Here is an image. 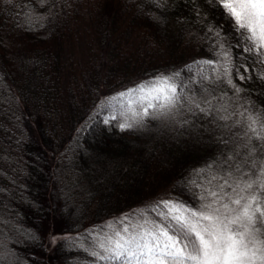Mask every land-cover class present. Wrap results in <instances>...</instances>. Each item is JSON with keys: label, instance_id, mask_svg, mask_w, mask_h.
I'll return each mask as SVG.
<instances>
[{"label": "trees", "instance_id": "trees-1", "mask_svg": "<svg viewBox=\"0 0 264 264\" xmlns=\"http://www.w3.org/2000/svg\"><path fill=\"white\" fill-rule=\"evenodd\" d=\"M161 3L46 0L38 7L39 0H0V210L9 221L0 225V241L22 264H107L89 254L86 238L107 219L140 207L159 221L164 209L155 206L163 193L165 200L199 205L196 184L203 175L195 170L219 162L223 149L201 151L183 138L189 113L146 118L143 129L127 131L102 119L127 111V97L115 98L118 93L159 73L179 71L200 94L201 71L214 75L202 62L218 59L210 27L232 46L242 105L264 113V80L258 78L264 64L236 47L224 10L207 0ZM80 50L83 62L76 60ZM237 67L250 79L240 81ZM203 86L214 89L213 105H221L225 92L235 105L226 82ZM202 115L197 110L194 116ZM53 218L73 233L47 259ZM12 227L36 238L18 237Z\"/></svg>", "mask_w": 264, "mask_h": 264}, {"label": "snow or ice", "instance_id": "snow-or-ice-1", "mask_svg": "<svg viewBox=\"0 0 264 264\" xmlns=\"http://www.w3.org/2000/svg\"><path fill=\"white\" fill-rule=\"evenodd\" d=\"M45 2L39 0L38 7ZM153 2L158 7L163 6L161 0ZM207 3L210 7L222 8L225 19L232 22L238 39L236 47L242 46L244 53L264 64V0H207ZM208 31L216 41L218 59L202 62L201 67L209 66L214 75L201 71L200 94L195 93L191 83L180 80L179 71L159 73L118 93L115 98L127 97V111L106 115L102 122L105 125L115 122L121 131H127L143 129L146 118H174L182 113L195 115L197 110L211 115L212 99L216 97L214 89L204 87L203 82L223 81L233 90L236 97L233 103L238 106L229 112L233 105L226 102L215 112L225 122V128H243L242 134L234 136V142L243 143H236L234 153L219 162L212 161L205 169L195 170L203 175L202 181L196 184L199 189L197 207L178 200H163L155 206L164 209L158 213L159 221L150 219L144 212L126 214L87 233L86 238L91 241L89 254L97 261L107 264H264V158L257 156L258 152L264 156V113L259 109L240 110L243 106L239 105V94L245 90L232 78V46L226 44L228 38L222 36L220 29L213 26ZM236 72L240 81L250 79L240 75L238 67ZM258 78L264 80V73ZM220 99L233 98L225 92ZM241 148L245 150L243 155ZM8 224V218L0 210V225ZM11 230L18 237L36 238L31 230L19 227ZM0 264H22L6 241H0Z\"/></svg>", "mask_w": 264, "mask_h": 264}, {"label": "rangeland", "instance_id": "rangeland-1", "mask_svg": "<svg viewBox=\"0 0 264 264\" xmlns=\"http://www.w3.org/2000/svg\"><path fill=\"white\" fill-rule=\"evenodd\" d=\"M76 60H80L81 62L84 61V52L79 51L76 55ZM232 100H227V99H221V104L224 103H229ZM245 99L240 95L239 98V105H242L246 103ZM244 102V103H243ZM235 104V103H233ZM218 105L220 104H212L213 112L211 115H205L202 113L203 117L201 120L195 119V116L190 114L188 115L189 118V123H187L189 127V130L187 132V136H183V138H186L187 140L193 142V147L197 146L196 148H200L201 151H205L206 148L208 147L210 150L214 147L215 150L217 149H223L219 154V158H216L217 160H222L227 154L234 153L236 150V143H243V141H236L234 142V136L236 133H243V128L242 127H233L231 130L227 129L224 127L225 122L221 121L218 116L219 113L215 112V109L218 108ZM238 106L237 104L233 105L232 107L229 108V112L233 111L234 108ZM243 106V105H242ZM205 107H208L207 105ZM244 108H248L247 106L241 107V109L244 110ZM240 109V110H241ZM242 110V111H243ZM237 117H233V119H236ZM228 124H231L232 121H227ZM172 136V135H171ZM225 141H228L226 144ZM229 148V150L226 151V149ZM232 148V150H231ZM225 151V152H223ZM241 152V155L244 154V149L241 148L239 149ZM223 156V157H221ZM257 156L260 158H264V156H261V154L258 152ZM162 200L167 199V195L165 193L162 194L161 196ZM143 212V209L140 207H133L132 209H128L125 211L120 212L119 215H116L110 219H107L106 223H112L116 221L119 218H122L126 214H134V213H140ZM73 232H70L64 226L58 221L57 219H52V221L47 225V234H48V240H47V245H48V251H47V259H50V256L53 257L52 250L55 247L56 243L62 239L63 237L72 235ZM95 234V233H93ZM51 250V252H50ZM48 264H52L51 259L49 261H45ZM55 263V262H54Z\"/></svg>", "mask_w": 264, "mask_h": 264}]
</instances>
